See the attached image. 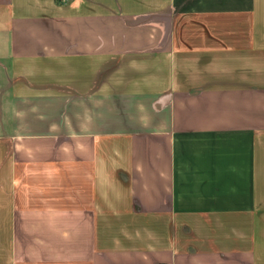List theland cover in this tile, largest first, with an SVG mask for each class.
Segmentation results:
<instances>
[{
    "label": "crops",
    "instance_id": "crops-1",
    "mask_svg": "<svg viewBox=\"0 0 264 264\" xmlns=\"http://www.w3.org/2000/svg\"><path fill=\"white\" fill-rule=\"evenodd\" d=\"M0 264H264V0H0Z\"/></svg>",
    "mask_w": 264,
    "mask_h": 264
},
{
    "label": "built area",
    "instance_id": "built-area-1",
    "mask_svg": "<svg viewBox=\"0 0 264 264\" xmlns=\"http://www.w3.org/2000/svg\"><path fill=\"white\" fill-rule=\"evenodd\" d=\"M66 1H68V0H60L61 3H64V2H66Z\"/></svg>",
    "mask_w": 264,
    "mask_h": 264
}]
</instances>
